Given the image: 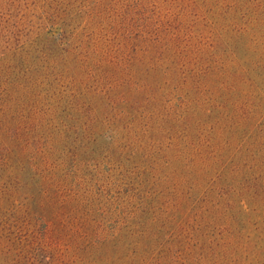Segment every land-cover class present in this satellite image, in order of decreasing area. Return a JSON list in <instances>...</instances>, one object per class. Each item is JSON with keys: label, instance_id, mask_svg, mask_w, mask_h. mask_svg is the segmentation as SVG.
I'll list each match as a JSON object with an SVG mask.
<instances>
[{"label": "rangeland", "instance_id": "1", "mask_svg": "<svg viewBox=\"0 0 264 264\" xmlns=\"http://www.w3.org/2000/svg\"><path fill=\"white\" fill-rule=\"evenodd\" d=\"M0 264H264V0H0Z\"/></svg>", "mask_w": 264, "mask_h": 264}]
</instances>
